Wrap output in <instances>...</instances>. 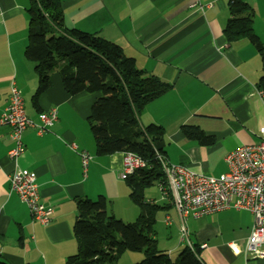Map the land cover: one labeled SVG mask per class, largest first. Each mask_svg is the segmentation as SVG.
<instances>
[{
    "label": "crops",
    "instance_id": "1",
    "mask_svg": "<svg viewBox=\"0 0 264 264\" xmlns=\"http://www.w3.org/2000/svg\"><path fill=\"white\" fill-rule=\"evenodd\" d=\"M61 4L68 29L119 45L139 69L172 86L139 117L143 127L155 124L164 129L168 163L211 177L225 174L223 96L206 91L221 89L219 0H61ZM29 6V0H0V116L9 104L12 85L22 92L26 113L36 124L49 110H57L58 119L48 132L38 135L36 128H28L23 133L25 151L19 160L26 172L35 174L41 202L53 214L48 225L33 221L28 207L10 190L9 176L15 169L8 157L11 129L0 127V256L5 264H65L77 252L73 232L77 200L104 197L108 213L129 223L138 218L139 209L130 199L126 180L120 178L123 153H95L88 117L99 93L71 96L57 73L34 104L38 76L24 56ZM184 125L198 126L213 143L203 146L188 139L181 132ZM80 152L92 157L86 171ZM166 197L169 202L162 200L164 206L146 198L160 210L170 206L175 210L163 221L166 224L169 218L166 225L171 226L174 220L180 239L168 251L160 250L172 258L186 247H197L203 264H229L227 210L182 221L172 198ZM129 253L122 256L128 263L143 257Z\"/></svg>",
    "mask_w": 264,
    "mask_h": 264
},
{
    "label": "trees",
    "instance_id": "2",
    "mask_svg": "<svg viewBox=\"0 0 264 264\" xmlns=\"http://www.w3.org/2000/svg\"><path fill=\"white\" fill-rule=\"evenodd\" d=\"M29 2L24 56L34 64L38 76L34 104L50 87L53 72L58 73L71 96L101 94L88 117L96 155L134 153L147 165L126 180L131 189L130 199L139 209L134 222H125L108 213L104 197L76 201L73 232L77 252L65 264H118L127 252L142 254V261L134 264H203L197 247L184 248L175 261L160 250L155 217L162 208L148 202L144 195L155 184L166 192L167 180L159 157L167 159V156L164 129L155 124L143 127L139 117L149 103L172 86L139 69L136 60L125 56L119 45L95 34L68 29L61 0ZM181 132L200 145L213 143L212 137L198 126L184 125ZM0 264H5L1 256Z\"/></svg>",
    "mask_w": 264,
    "mask_h": 264
},
{
    "label": "built area",
    "instance_id": "3",
    "mask_svg": "<svg viewBox=\"0 0 264 264\" xmlns=\"http://www.w3.org/2000/svg\"><path fill=\"white\" fill-rule=\"evenodd\" d=\"M57 110H49L41 116V121L36 124L26 113L24 96L22 92L12 85L9 104L0 116V127L11 129L12 148L8 152L9 159L15 169L9 176L10 190L18 195L21 203L25 204L33 218V221L42 225H48L52 221L53 211L49 206L41 202L36 176L33 172H26L19 164V160L25 151L23 133L28 128H36L38 135H43L57 121ZM75 148L74 146L72 147ZM82 166L87 170L92 157L86 152H80ZM163 161L164 173L167 180L165 195H170L173 204L182 221L189 216L198 218L203 215L227 210L226 173L220 177H211L197 173L188 167ZM146 162L134 153L123 154L122 180H127L131 175L146 168ZM170 219H166L169 225ZM183 237H187L185 228ZM206 248V245L201 246ZM229 247V244H228Z\"/></svg>",
    "mask_w": 264,
    "mask_h": 264
},
{
    "label": "rangeland",
    "instance_id": "4",
    "mask_svg": "<svg viewBox=\"0 0 264 264\" xmlns=\"http://www.w3.org/2000/svg\"><path fill=\"white\" fill-rule=\"evenodd\" d=\"M53 74H57L56 72H53ZM101 96V94H99ZM26 112H27V107H26ZM145 198H150L153 199L155 201H157L156 203L159 206H164V202L166 201L167 203L169 202L166 195L161 191L160 187L155 184L154 186L148 188L145 190L144 192ZM163 200V201H162ZM175 213V210L173 208V206H170L168 209L165 210H160L158 213H156V223H155V230L157 232V237L159 240V248L160 249H166L168 251V249L171 248V245H173L176 241H178V239H180V235L178 230L176 229L175 226H173V221H172V225L171 226H167L165 224V221H163V218L168 214L170 215V217H172L171 215ZM170 237H172L170 239ZM129 254H138V255H142L141 253H129ZM178 253L173 254L172 256V260L175 261L177 259ZM143 259V257H142ZM142 259L137 262L140 263L142 261ZM118 264H132V262L128 263L126 257H122L119 261ZM134 264V263H133Z\"/></svg>",
    "mask_w": 264,
    "mask_h": 264
}]
</instances>
